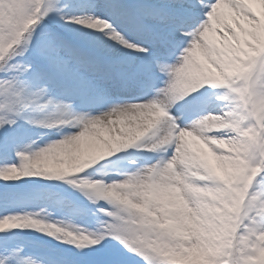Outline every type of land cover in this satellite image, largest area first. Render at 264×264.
Instances as JSON below:
<instances>
[{
	"label": "snow or ice",
	"instance_id": "1",
	"mask_svg": "<svg viewBox=\"0 0 264 264\" xmlns=\"http://www.w3.org/2000/svg\"><path fill=\"white\" fill-rule=\"evenodd\" d=\"M0 264H264V0H0Z\"/></svg>",
	"mask_w": 264,
	"mask_h": 264
}]
</instances>
